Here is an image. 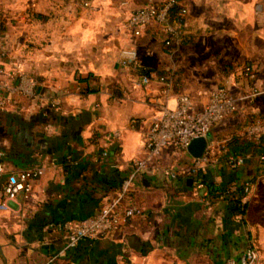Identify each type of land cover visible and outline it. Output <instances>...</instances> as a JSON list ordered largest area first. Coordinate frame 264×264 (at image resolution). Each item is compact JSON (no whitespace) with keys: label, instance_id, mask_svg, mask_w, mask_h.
Returning a JSON list of instances; mask_svg holds the SVG:
<instances>
[{"label":"crops","instance_id":"1","mask_svg":"<svg viewBox=\"0 0 264 264\" xmlns=\"http://www.w3.org/2000/svg\"><path fill=\"white\" fill-rule=\"evenodd\" d=\"M147 1L0 0L10 50L0 56V85L12 87L0 86V162L8 168L0 172V264H46L59 252L52 264H225L250 244L264 264V132L246 133L264 120V93L243 97L253 85L264 87V0H183L185 41L172 55L157 22L139 36L127 26ZM126 49L135 51L136 67L122 62ZM245 64L256 68L254 77L239 70ZM204 65L214 67L210 84ZM147 70L151 81L143 84ZM20 72L36 79L37 97L16 89ZM222 80L238 101L208 135L219 145L211 143L217 159L203 174L217 189L198 187L184 172L194 158L189 151L164 148L147 159L125 198L146 214L64 249V224L116 197L135 159L148 155L145 136L162 107L187 93L201 108ZM231 141L243 148L237 167L227 162ZM36 163L45 171L32 191L2 207L8 174ZM248 180L246 200L238 186ZM237 200L247 204L244 212Z\"/></svg>","mask_w":264,"mask_h":264},{"label":"built area","instance_id":"2","mask_svg":"<svg viewBox=\"0 0 264 264\" xmlns=\"http://www.w3.org/2000/svg\"><path fill=\"white\" fill-rule=\"evenodd\" d=\"M178 0H162L157 2L149 0L132 11L127 20V26L134 36H139L146 25L157 22L163 31V44L169 54H174L185 41V27L187 25L188 7L181 8L179 16H171V7ZM89 5V1H84ZM5 16V10L0 6V22ZM5 35L0 31V56L7 57L10 54L9 48L5 44ZM122 62L136 67V53L134 50L126 49ZM4 69L0 68L2 72ZM239 70L249 77L256 75V68L252 64H245L239 67ZM151 81L150 72H144L141 78L143 84H149ZM37 81L26 73L18 74L16 89L27 94L30 97H37ZM6 88L12 89L9 84H3ZM264 93V87L253 85L250 90L243 94L244 98H252ZM53 105H59L60 98L52 96ZM238 97L231 90L227 80L220 81L210 91L209 100L201 108L194 106L192 98L187 93H181L178 98V104L175 107L164 105L159 116L152 121L150 128L145 136V146L148 155L135 159L133 169L130 175L123 181L120 193L113 198L106 199L99 209L92 215L83 217L74 222L64 224L66 229V245L64 249L76 247L82 240L95 241L97 239L110 236L118 231L122 223L134 216H144L146 210L143 205L128 203L125 198L128 195L133 181L139 176L143 168L147 165L149 157L158 156L164 148L173 147L177 150L188 152V147L192 140L200 136H208L211 128L220 120L226 118L237 108ZM4 99L0 98V104ZM139 119L134 117L131 124H135ZM264 132V120L258 118L250 124L246 133L250 137L258 138ZM210 142L203 155L194 157L190 166L184 172L190 176H198L201 172L214 163L217 154L214 151L213 144ZM2 155V154H0ZM264 160V153L261 155ZM245 158L242 154H231L227 162L231 167L242 165ZM7 164L0 162V172L7 171ZM45 171V165L36 163L27 169L10 172L3 188L5 200L1 203L6 207L9 201L14 200L20 192L30 193L34 182ZM195 183L198 187L204 185L202 177H197ZM244 199H248L252 182L246 181ZM64 250H62L63 252ZM58 254L49 257L46 264L56 262ZM260 250L254 244H250L242 252L239 258L229 257L225 264H260Z\"/></svg>","mask_w":264,"mask_h":264},{"label":"trees","instance_id":"3","mask_svg":"<svg viewBox=\"0 0 264 264\" xmlns=\"http://www.w3.org/2000/svg\"><path fill=\"white\" fill-rule=\"evenodd\" d=\"M185 6L184 3H183V0H178L172 7H171V10H170V13H171V16H179V12L181 10V8ZM3 21H4V18L2 19V21L0 22V31H5V28L3 26ZM145 72H149L148 70L145 71ZM231 145L233 147V151L235 152V154H242L243 155V148H241L239 145L235 144L233 141H231ZM204 172H201L200 174H198V176H192V177H202L203 181H204V184H207V186L209 187V190L210 192L217 189V186L209 181L208 179H206L205 175L203 174ZM250 181V180H248ZM239 190L242 192V193H245V184L243 183L242 185L238 186ZM240 201L237 200V209L239 211H242L244 212L245 211V208H246V205L247 204H241L239 203Z\"/></svg>","mask_w":264,"mask_h":264},{"label":"water","instance_id":"4","mask_svg":"<svg viewBox=\"0 0 264 264\" xmlns=\"http://www.w3.org/2000/svg\"><path fill=\"white\" fill-rule=\"evenodd\" d=\"M208 141H209L208 136L196 137L190 143V145L188 147V151L194 157H200L203 155L204 151L206 150V147L208 145Z\"/></svg>","mask_w":264,"mask_h":264},{"label":"rangeland","instance_id":"5","mask_svg":"<svg viewBox=\"0 0 264 264\" xmlns=\"http://www.w3.org/2000/svg\"><path fill=\"white\" fill-rule=\"evenodd\" d=\"M2 7V6H1ZM3 8V7H2ZM214 67L213 66H209V65H204V66H202V69H203V72H204V76H203V78H204V82L205 83H207V84H210V83H212V81H210V80H208V78L207 77H211V75H212V69H213ZM218 68L219 69H221V66H218ZM200 69V68H199ZM214 70V69H213ZM193 73H190L189 74V76L190 77H193ZM190 82V81H189ZM191 83V82H190Z\"/></svg>","mask_w":264,"mask_h":264}]
</instances>
